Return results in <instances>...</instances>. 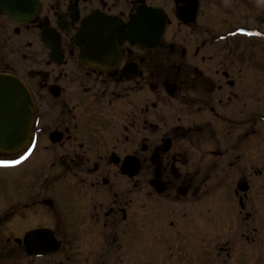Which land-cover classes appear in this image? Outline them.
I'll use <instances>...</instances> for the list:
<instances>
[{
  "label": "flooded vegetation",
  "instance_id": "af4514ba",
  "mask_svg": "<svg viewBox=\"0 0 264 264\" xmlns=\"http://www.w3.org/2000/svg\"><path fill=\"white\" fill-rule=\"evenodd\" d=\"M260 44L264 0H0V264H264Z\"/></svg>",
  "mask_w": 264,
  "mask_h": 264
},
{
  "label": "water",
  "instance_id": "95a60500",
  "mask_svg": "<svg viewBox=\"0 0 264 264\" xmlns=\"http://www.w3.org/2000/svg\"><path fill=\"white\" fill-rule=\"evenodd\" d=\"M33 120V102L27 87L15 76L0 75V151H20L29 138Z\"/></svg>",
  "mask_w": 264,
  "mask_h": 264
},
{
  "label": "rangeland",
  "instance_id": "374dc122",
  "mask_svg": "<svg viewBox=\"0 0 264 264\" xmlns=\"http://www.w3.org/2000/svg\"><path fill=\"white\" fill-rule=\"evenodd\" d=\"M255 44L258 43L256 42ZM255 51L254 68L250 72L239 73L237 80L245 83L249 82L250 86L253 87L254 96L260 97L264 96V46L260 44ZM261 102L264 104V100Z\"/></svg>",
  "mask_w": 264,
  "mask_h": 264
},
{
  "label": "snow or ice",
  "instance_id": "6c2138e0",
  "mask_svg": "<svg viewBox=\"0 0 264 264\" xmlns=\"http://www.w3.org/2000/svg\"><path fill=\"white\" fill-rule=\"evenodd\" d=\"M24 159H25V156H21L19 160H0V165L8 166V165L19 164Z\"/></svg>",
  "mask_w": 264,
  "mask_h": 264
}]
</instances>
